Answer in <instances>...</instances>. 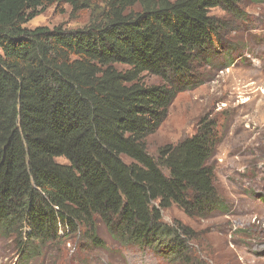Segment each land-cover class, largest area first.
<instances>
[{
    "label": "trees",
    "instance_id": "trees-1",
    "mask_svg": "<svg viewBox=\"0 0 264 264\" xmlns=\"http://www.w3.org/2000/svg\"><path fill=\"white\" fill-rule=\"evenodd\" d=\"M61 1L90 4L0 0V237L18 240L29 259L76 234L97 242L102 225L183 260L191 232L162 212L221 208L213 122L201 119L156 156L146 138L196 84L194 64L222 28L210 10L234 12L243 0H100L81 28L26 26ZM144 73L162 82L146 84Z\"/></svg>",
    "mask_w": 264,
    "mask_h": 264
},
{
    "label": "rangeland",
    "instance_id": "rangeland-1",
    "mask_svg": "<svg viewBox=\"0 0 264 264\" xmlns=\"http://www.w3.org/2000/svg\"><path fill=\"white\" fill-rule=\"evenodd\" d=\"M89 2L77 9L68 1L46 5L26 26L81 28L101 5ZM210 15L222 28L194 64L196 84L176 94L146 138L147 151L156 156L161 146L194 134L201 119L213 122L217 143L210 166L221 208L192 216L176 206L162 212L164 223L190 230L185 258L166 257L164 244H128L97 225V242L76 234L29 259L18 240L0 237V264H264V0H243L234 12L214 8ZM142 80L162 82L150 73Z\"/></svg>",
    "mask_w": 264,
    "mask_h": 264
}]
</instances>
